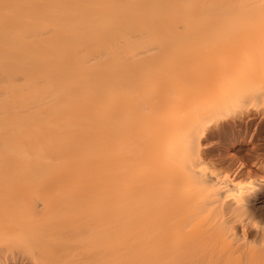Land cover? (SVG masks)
I'll use <instances>...</instances> for the list:
<instances>
[{"label": "bare ground", "instance_id": "6f19581e", "mask_svg": "<svg viewBox=\"0 0 264 264\" xmlns=\"http://www.w3.org/2000/svg\"><path fill=\"white\" fill-rule=\"evenodd\" d=\"M259 99L264 0H0V264H264V180L198 141Z\"/></svg>", "mask_w": 264, "mask_h": 264}, {"label": "rangeland", "instance_id": "374dc122", "mask_svg": "<svg viewBox=\"0 0 264 264\" xmlns=\"http://www.w3.org/2000/svg\"><path fill=\"white\" fill-rule=\"evenodd\" d=\"M208 60L209 61L206 60V63H208L207 66L211 68L220 67V65L218 66L219 64L218 58H209ZM165 62L166 60L161 61V64H165ZM231 64L232 63L230 62L228 65ZM201 67H202L201 63H195L193 64L191 69L192 70L198 69L196 73L200 74L203 72V69H201ZM212 70L213 69H208L205 73L202 74V76L214 75ZM240 70L242 71V67ZM154 81L156 82L159 81L156 91L154 93L146 92V95L138 100L139 105L142 108V111L146 114H149L154 107L157 108V102L159 101L158 100L159 96L168 93L170 95H173L174 93L171 88H168V85L172 84L171 79L168 82H166V79H162V78L159 80L154 79ZM208 84L210 86L211 81H209ZM189 93L192 92L190 91ZM253 104L249 108L250 112L248 116L245 118V120L239 121L238 122L239 125L238 123L235 125L232 121L229 122V125L230 126L233 125V126L229 127V129L227 127L226 130L227 132L226 131L224 132L223 131L224 129H222V131L224 132L222 133L220 129V126L222 124L221 121L220 124L219 122H217L216 124V121L213 120L214 121L213 124L208 127L204 135L198 136L200 137L198 139L200 146L203 147L204 149L209 148L207 149V151H209L208 153L210 154H208L209 157L206 158V162L208 166L215 163L218 166H220L219 169L217 170L218 177L220 179L224 177L227 178V180H230L233 185L245 184L250 180L253 181L264 180V99H259L256 102H253ZM152 123H155L157 125L158 122H155V120L151 121L150 125H152ZM218 124L219 127H216ZM152 126L155 127L154 124ZM159 127L160 125H157L156 129H158ZM216 129L218 130L216 131ZM175 135L176 136H174V138L171 141L172 142L171 146L176 145L183 148L184 146L183 137L177 136L178 134ZM143 141H145V139ZM174 169L175 167H168L167 172L168 173L173 172L175 171ZM174 210H173L174 212L171 211V213L177 215L176 219L181 218L182 214L183 216H187V210L186 211H181V210L177 211L176 209ZM250 220H251L250 224H254V226L264 227V196H262L259 202L254 206V215ZM242 225L243 226L249 225V223L244 220L242 221ZM249 230L254 232L253 229H249ZM250 234H251L250 240L253 243H257L258 238H255L252 232Z\"/></svg>", "mask_w": 264, "mask_h": 264}]
</instances>
